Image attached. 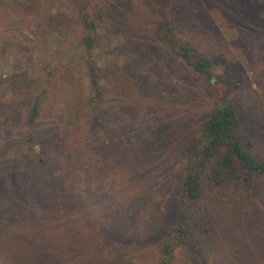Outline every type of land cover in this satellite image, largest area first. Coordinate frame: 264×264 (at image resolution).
Returning a JSON list of instances; mask_svg holds the SVG:
<instances>
[{
  "label": "rangeland",
  "instance_id": "1",
  "mask_svg": "<svg viewBox=\"0 0 264 264\" xmlns=\"http://www.w3.org/2000/svg\"><path fill=\"white\" fill-rule=\"evenodd\" d=\"M86 1L97 27L93 60L105 92V111L92 112L98 122L95 142L102 148L84 180L91 198L88 207L95 216L108 209L104 215L110 214L113 229L123 220L131 224L113 232L120 238V250L130 254L126 264H158L160 242L177 213L171 132L176 126L196 129L212 102L204 84L153 39L155 18L144 0ZM195 2V36L213 50L221 47L229 60L241 65L242 80L233 94L250 108L249 123L264 156V0ZM80 4L0 0L1 12L25 21L21 32H0V210L6 203L34 210L47 205L52 183L45 178L64 153L62 134L72 131L71 124L76 128L79 113L90 108L92 88L84 57L76 50L84 34ZM33 103L39 108L41 165L34 148L25 143L26 113ZM115 171L125 172L128 179L130 196L124 204L112 196ZM255 219L252 231L264 246V202ZM171 264L198 263L178 250Z\"/></svg>",
  "mask_w": 264,
  "mask_h": 264
},
{
  "label": "trees",
  "instance_id": "2",
  "mask_svg": "<svg viewBox=\"0 0 264 264\" xmlns=\"http://www.w3.org/2000/svg\"><path fill=\"white\" fill-rule=\"evenodd\" d=\"M144 4L155 18L153 39L204 84V94L212 102L196 129L176 126L171 132L168 148L175 156L171 182L178 189L177 213L160 242L158 264H171L178 250L198 264H264V246L252 231L259 203L264 202V156L256 147L258 133L249 123L250 108L245 109L233 94L242 80L241 65L229 60L221 47L213 50L195 36V0H144ZM90 10L88 2L81 0L84 34L76 49L84 57L92 88L90 108L78 112L77 127L71 124L72 131L62 134L64 153L45 178L48 185L52 183L47 205L40 210L2 205L0 264H126L130 257L120 250V238L113 232L131 224L123 220L113 229L112 219H107L110 214L104 215L108 209L95 216L88 207L91 198L85 194L84 180L102 148L95 142L98 122L92 112L94 108L105 111V92L93 60L97 27ZM24 26V20L0 11L2 34L21 32ZM38 112L33 103L26 113L25 143L34 148L41 165ZM115 174L112 196L124 204L130 196L128 179L125 172Z\"/></svg>",
  "mask_w": 264,
  "mask_h": 264
}]
</instances>
